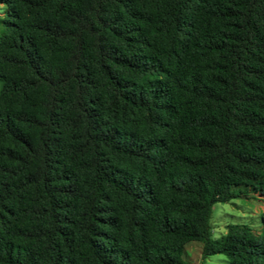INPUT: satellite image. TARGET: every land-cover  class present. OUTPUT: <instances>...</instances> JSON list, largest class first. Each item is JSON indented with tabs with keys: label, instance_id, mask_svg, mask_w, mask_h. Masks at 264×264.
I'll return each instance as SVG.
<instances>
[{
	"label": "trees",
	"instance_id": "1",
	"mask_svg": "<svg viewBox=\"0 0 264 264\" xmlns=\"http://www.w3.org/2000/svg\"><path fill=\"white\" fill-rule=\"evenodd\" d=\"M0 5V264H264V0Z\"/></svg>",
	"mask_w": 264,
	"mask_h": 264
},
{
	"label": "rangeland",
	"instance_id": "2",
	"mask_svg": "<svg viewBox=\"0 0 264 264\" xmlns=\"http://www.w3.org/2000/svg\"><path fill=\"white\" fill-rule=\"evenodd\" d=\"M3 7L0 5V13ZM238 197H234L225 203H215L211 211V234L219 237L225 232V226L229 223L246 224L253 230L259 229V217L264 209L262 197L253 193L248 188L241 187ZM200 242L191 241L184 247L183 257L193 264H226V258L222 254H213L201 259Z\"/></svg>",
	"mask_w": 264,
	"mask_h": 264
}]
</instances>
